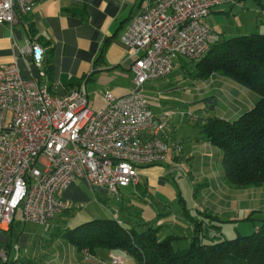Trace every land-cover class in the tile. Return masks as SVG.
<instances>
[{
    "label": "crops",
    "instance_id": "0c3cea01",
    "mask_svg": "<svg viewBox=\"0 0 264 264\" xmlns=\"http://www.w3.org/2000/svg\"><path fill=\"white\" fill-rule=\"evenodd\" d=\"M155 1L39 0L33 11L21 17L17 23H0V66L16 61L23 78L39 77L40 81L49 84L56 94H62L63 87L83 86L92 108L100 110L107 103L104 97L106 90L121 96L127 94L132 87L134 73L131 66L135 56L123 44L122 36L127 30L131 16L142 12ZM203 22L218 33L220 39L260 33V30H264V0H222L212 8ZM31 42L39 44L44 50L41 70L36 67L31 53L21 51ZM173 62L170 75L145 82L149 83L146 87L148 92H153L154 97H157L152 110L155 121L168 119L166 140L170 150L169 157L164 162L176 163L184 156L186 160H192L191 168L197 172L198 181H204L201 195H198L197 190L194 191V200L203 210L201 212L206 215L207 208L212 214H207V219L200 215L196 218L190 216L191 219L198 220L202 226L205 225L204 221L213 223L211 218L226 224L231 223L238 235L240 228L236 221L246 219L258 209L264 213V187L236 188L230 185L223 176L219 149L205 139L200 126L197 125L199 128L191 134L185 133V129H180L185 122L180 107L174 102L177 99L172 94L179 90V86L173 83L174 67L177 65L183 71L188 66L194 68V62H186L181 56L175 57ZM192 64L193 66H190ZM40 71L45 74L39 76ZM210 77L219 79L218 83L224 89L222 92V89L216 92L218 96L212 94L207 100L210 111L214 112V108L221 104L223 112L218 111V115L235 119L242 108L250 109L255 104V99H252L250 94L243 100L237 99L235 95L229 97L228 88L224 86L231 80L218 74H212ZM176 132L182 133L179 135L180 139L177 138ZM177 144H181V155L175 150ZM164 162L139 165L137 182L120 188L119 195L127 190L132 193L138 187H144L145 190L162 188L167 182V169L162 165ZM244 189L250 190L245 192ZM89 192L98 202L106 201L105 197L102 200V195H110L105 186L91 185L87 180L80 178L61 193L67 208L50 219L47 225L26 221L21 211H17L11 224L0 225V264H111L112 250L98 248L95 253H90L86 248L73 244L68 236L70 230L79 224L95 218H107L97 217L99 211L90 209L94 199ZM254 195L256 204L250 201ZM103 206L109 209L106 203H103ZM225 206L229 209H225ZM79 209H82V212H77ZM83 212L87 215L85 221H79L80 223L75 225V220L80 218ZM112 212L123 224L127 222V226L135 227L131 221H126L125 217ZM228 213L231 216L223 219ZM190 224L193 232L191 220ZM148 225V222L139 224L138 230ZM214 226L221 230V225ZM216 232L219 234V231ZM186 243L188 242L185 241L184 244ZM1 252L5 253L6 260L2 259ZM123 253V264H139L132 256Z\"/></svg>",
    "mask_w": 264,
    "mask_h": 264
},
{
    "label": "built area",
    "instance_id": "2783aa9c",
    "mask_svg": "<svg viewBox=\"0 0 264 264\" xmlns=\"http://www.w3.org/2000/svg\"><path fill=\"white\" fill-rule=\"evenodd\" d=\"M38 1L0 0V23H17ZM221 2L156 0L131 16L122 42L135 56L132 87L121 96L106 90L100 110L83 86L56 94L39 77L23 78L16 61L0 66V225L11 224L19 209L26 221L47 225L66 210L61 193L77 179L119 194L137 182L139 165L167 160L168 119L155 121L142 88L170 75L175 57L198 58L220 40L203 21ZM21 51L41 70L39 44ZM110 262L123 264V251L112 250Z\"/></svg>",
    "mask_w": 264,
    "mask_h": 264
},
{
    "label": "trees",
    "instance_id": "16d2710c",
    "mask_svg": "<svg viewBox=\"0 0 264 264\" xmlns=\"http://www.w3.org/2000/svg\"><path fill=\"white\" fill-rule=\"evenodd\" d=\"M195 68L197 76L218 73L258 95L255 104L235 119L211 114L199 121L205 139L221 153L224 179L236 188L264 186V33L220 39L196 60ZM190 220L191 242L181 250L172 245L178 236L159 238L158 227L138 230L115 217L79 224L68 236L90 253L117 249L139 264H264V216L250 234L222 239L216 234L205 242L201 222Z\"/></svg>",
    "mask_w": 264,
    "mask_h": 264
},
{
    "label": "rangeland",
    "instance_id": "374dc122",
    "mask_svg": "<svg viewBox=\"0 0 264 264\" xmlns=\"http://www.w3.org/2000/svg\"><path fill=\"white\" fill-rule=\"evenodd\" d=\"M260 33H264V30H260ZM198 58L188 59L184 57L186 62H189V60H191L190 63L194 62V68L188 66L185 68V70L181 71L180 67L176 65L174 67L173 73L175 74L173 83H176L179 86V90L172 94H174L177 99L174 100V102L178 107H180V111L182 112V117L185 122V124L180 127V129H185V133L189 132L188 134L197 131V128H199V117H207L216 113V115H218V111L223 112V108L221 109V104H218V106L214 108V112L209 110L210 106L207 104V100L212 94L218 96L216 92L221 89L222 92L224 89L221 88L220 84L218 83V81H220L219 79L210 77L212 74L218 73H212L206 78L196 75L195 62ZM190 66H193V64ZM218 75L231 80L227 86H224L226 89L228 88L229 97L235 95L237 99L243 100L249 96L248 94H250L252 99H255V102L257 101L258 95L255 92L247 89L246 87L238 84L226 76L221 74ZM148 84H144L142 93L148 99L150 109L152 111L153 102L157 99V97H154L155 94L153 92H148L149 90L146 88ZM190 101L194 102L190 103ZM246 110L247 107H244L240 113ZM176 134L177 138L180 139L179 135H182V133L176 132ZM177 145L179 147L176 146L175 150L178 151V155H181V144ZM182 146H184V144H182ZM191 164H193L192 160H186L184 156L178 159L176 163H162L165 169L170 170H166L167 182H165V185L162 188H148L145 190L144 187H138V189L134 190L132 193L127 190V192L123 193L122 195L121 193L120 195H102V200L104 197L106 198V201L103 200L104 202L96 201L93 195L89 192L92 199H94V203L90 205V209H97L99 211L97 217H114L115 214L112 211L117 212L120 217H125L126 221H131V223L137 229H139V224L148 222L150 226L159 228V238H163L167 235L179 236L172 242L173 248L175 250L185 249L189 247L191 235L193 233L191 230L190 216L196 218L197 215H200L203 217V219H207L206 215L212 214V212L206 208L205 215L204 212H201L203 210H201L199 206H197L198 204L196 205L195 203L194 191L197 190L198 195H201L204 181H198V174L193 168H191ZM39 166L42 167L41 165ZM252 187L257 188L254 186ZM263 187L264 186L261 188L263 189ZM247 190L249 191L250 189H244L245 192H247ZM251 190L255 191L256 189ZM253 197L254 198H250V201L252 204H256L255 195ZM103 203H106V206H108L109 209L104 207ZM224 208L229 209L226 206ZM84 210L87 211L86 208ZM17 211L21 210L19 209ZM77 212H82V209H79ZM249 215L250 216H247L246 219L235 222L239 224L238 228H240L241 235L252 233L259 224V219L264 215V213L258 209ZM225 216L227 217L223 219H228L231 214L228 213ZM85 217H87V215L83 212L80 218L75 220L74 224L77 225L80 223L79 221H85ZM211 219L214 221L213 223L204 221L205 225H203V231L201 233L203 242L209 241L211 237L215 236L217 234L216 231H219L218 239L233 238L237 235L235 228L231 227V223L226 224V222L217 221L214 218ZM210 224L213 226H209ZM125 225H127V222H125ZM214 225H221V230H217ZM185 241L188 243L184 244Z\"/></svg>",
    "mask_w": 264,
    "mask_h": 264
}]
</instances>
